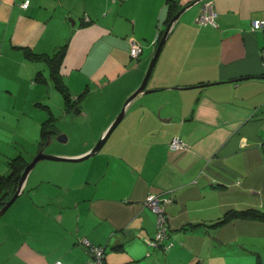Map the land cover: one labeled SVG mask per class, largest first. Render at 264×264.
<instances>
[{
    "label": "crops",
    "instance_id": "0c3cea01",
    "mask_svg": "<svg viewBox=\"0 0 264 264\" xmlns=\"http://www.w3.org/2000/svg\"><path fill=\"white\" fill-rule=\"evenodd\" d=\"M111 1L98 0L92 7L84 0L83 7L74 1L76 8L70 0L42 1L33 37L28 39L42 42L47 37L51 47L39 49L28 42L21 44L30 26L27 21L25 29L18 24L13 34L16 50L1 48L0 67L10 57L4 63L18 65L19 75L26 72L27 76L20 77L22 82L15 88L8 81L0 83V99L14 101L12 109L19 114L18 123L27 117L32 136L21 138L17 133L4 134L0 130V175L8 172L7 160L12 157L6 145H17L21 154L20 148L25 150L24 142L31 137L38 153L42 124L52 115L58 126L61 117L72 113L86 119L95 114L92 126L95 117L102 120L96 123L94 134L104 135L141 85L168 26L165 20L171 2ZM192 1L176 0L181 9ZM205 1L187 9L173 25L146 87L151 92H141L132 100L114 139L108 140L96 155L80 161L88 162L84 166L70 165L76 170L66 182L58 184L44 178L43 182H53L65 192L67 201L59 209H39L36 202L44 197L39 193L44 183L30 185L32 172L44 161L31 171L22 195L36 208L12 209L10 214L8 209L4 213L7 221L2 228L5 237L0 242V264H83L89 252L80 245L81 236L105 247L106 264H135L144 259L150 264L154 261L151 257L159 264H192L174 256L178 247L187 248L197 259L194 247L205 241L203 229H211L213 226L208 225L225 211H264V32L252 30L254 20L264 19V0H212L216 25L199 26L198 16ZM4 2L5 13L9 7V17L15 10L29 11L32 4L31 1L25 8L21 3ZM58 11L62 22L66 20L70 26L59 69L73 97L83 93L75 114V108L66 111L63 102L55 107L36 102L41 99L42 92L37 91L40 84L50 85L53 93L57 88L50 78L35 79L38 71L47 74L48 62L29 58L21 48L28 46L36 53L53 55L65 45H55L52 38L56 36L48 31L50 23L57 22ZM133 41L141 45L138 57L130 54ZM29 90L28 98L46 114L41 109H28L29 114H25L26 102L19 101L27 97ZM110 91L112 95H108ZM57 112L61 116L57 117ZM53 133L65 135L59 126ZM174 138L181 139L186 147L172 150ZM70 140L67 137L65 143L55 141L45 152L57 143L68 145ZM91 147L92 144L78 151L54 147L52 153L79 157ZM33 157L27 159L31 161ZM150 195L162 198L169 238L172 232L185 236L173 250L152 249L154 255H149L151 249L140 242L156 235V213L146 203ZM196 223L202 224L189 227ZM215 230L213 249L214 244L232 249L236 257L228 253L223 256L236 258V264H246L249 255L254 260L257 254L264 258V222L240 219ZM237 232L242 238L256 237L261 244H230L228 240ZM119 244L124 248L113 249ZM110 246L112 250L108 251ZM198 261L204 264L202 257L195 264Z\"/></svg>",
    "mask_w": 264,
    "mask_h": 264
},
{
    "label": "rangeland",
    "instance_id": "374dc122",
    "mask_svg": "<svg viewBox=\"0 0 264 264\" xmlns=\"http://www.w3.org/2000/svg\"><path fill=\"white\" fill-rule=\"evenodd\" d=\"M26 1H28L27 7L29 6L30 2L32 1L31 8L29 9V11H24V13H22L21 10H15L14 16L9 17V7H8V10L5 13L3 2L5 5H7V4L9 5L11 2H12L11 5H13V3H16V4L21 3V6L24 7L23 4ZM42 1H46V0H0V53H1V48H4L5 50H10V49L16 50L15 48H13V47H17V46H15L16 43H15L14 35H13L14 32L16 31V27L18 26V24H20L19 28L25 29V23L28 25L29 22H30V26L27 28V32H25L21 37V44H26V42H28L31 44V46L39 48V49L51 47V45H50L51 43L49 42V41H51V39H49V41H48L47 37L44 40H42V42L41 41L34 42L32 38L28 39V37L30 35L33 37V35H32L33 24H34V21L37 19V15H38L37 9H38V7H40V6H38V4L42 3ZM70 1H73L71 3L75 8L77 7V5L75 4L76 1L81 3L80 7H83L82 0H70ZM74 1H75V3H74ZM95 1L97 2L98 0H84V3L88 7H92L95 4ZM118 1H121V0H117V4L119 3ZM47 2L51 3V2H53V0H47ZM111 2H113V1H111ZM43 9H44V7H43ZM55 16L57 18V22L56 23L54 22V24L51 22L50 26L48 28V31L53 32L56 36V39H53L50 35L49 36L52 38V42H54L55 45L66 44L69 37H70V32H69L70 26H68L69 24L67 23L66 20H63V22H62V20L60 19L61 14L59 11ZM62 18L64 19L63 14H62ZM73 20H75V19L73 18ZM27 21H29V22H27ZM198 24H199V26L200 25H208V24L213 25L211 23H206V24L205 23H198ZM9 59H10V57H8L7 59H5V61L4 60L3 61L6 62ZM4 62L2 63V65L0 67V83H4V82L8 81L11 84H13L14 88L16 87V85L20 86V84L22 82V79L20 77L24 78L25 76H27V73L24 72L20 76L19 72H20L21 67H19L16 64H13V65L5 64ZM48 74H49V71H47V74L45 75L47 78H49ZM17 78H19V79L17 80ZM15 80H17V81H15ZM84 87H82V89ZM37 91L42 92V94H41V99L37 100L36 102L41 101L42 103H44L43 106L45 104L46 105L49 104V105H53L55 107V106H59L62 102H63V104L65 102L63 94L58 89L55 90L56 92H54V93H53V91L51 92L50 85H48V84H46V85L40 84V88ZM110 93L112 95V91H110L108 93V95H110ZM28 96H31L30 90L28 92L27 97L21 98V100L19 101V104L26 102V107H25L26 110L24 111L25 114H29L28 109L31 110V112H33V110L37 111V110L41 109L40 107H37L36 104H34L35 101L28 98ZM2 100L3 99H0V116H1V118H0V130H1V132L4 134L9 133V132L17 133V135L20 136L21 138H23L24 136H32L29 133V126H28V122H27L28 121L27 117L21 118L20 122L18 123L17 119H18L19 114L17 113L18 114V116H17L16 112H14L12 109L14 101L12 100L9 103L8 101H5V100L2 101ZM6 100H9V98ZM41 111L43 114H46L45 109H41ZM75 111H76V108L73 109L74 114L76 113ZM94 112L97 113V111H94ZM61 114H62L61 112H57V115H58L57 117L61 116ZM94 115H90L89 118H87V119H86V117H81L79 115L75 116V115H73V113L70 114L69 116H64L63 118L61 117L62 119L61 118L59 119L60 121L58 122V126L61 129L63 134H65L67 137H70L71 142H69V144L65 145V146H61V144L57 143V145L51 146L46 153L51 154V155L62 156L60 154L52 153V150H54V147H60V149L62 147H66V149H68V150L75 149L78 151V150L84 149L87 146H90L92 144L91 148H93L102 136V134L101 135H95L94 134V132H97L96 131L97 130L96 129V123L98 121L102 120V118L101 117H95V124L93 126H92V124H90V122L94 118ZM37 119H38V117H36V120ZM88 119H90V121H88ZM116 128L112 132V134L110 136L111 138L109 137V139H108L109 141H112L114 139V137H115L114 135H116L115 134ZM108 140L106 142L107 144L109 143ZM24 143H25L24 145L26 146V149L24 150L23 147L20 148L22 151L21 154H24L26 156V158H30L31 156H35L37 153H35L36 149H35V145L31 141V137L26 138ZM107 144H105V146ZM16 146L17 145H14V144H10L8 146L6 145L7 152L12 157L19 154V152L16 150ZM79 163L82 166H84L88 162H78V163L67 162V163H65V162H60V161H44V162L39 163L36 166V168L32 172L33 175L30 179V185H36L37 186L40 184V186H41L44 183V185L42 186V188L40 189V192H39V193H42L44 197H43V199L36 202L37 205H39V209H59V206L61 204H64V202L67 201V199H65V192L60 190L61 188L53 182H50V183L43 182L44 178L51 179L58 184H61V182H66L68 179H70L72 173L75 172V170H76L75 168H73V166H70V165H80ZM6 197H8V196H6ZM24 197H25V195H22L21 197H19V199H17L16 202L9 208V210H8L9 212H7V213L10 214L11 213L10 210H12V209L17 210V209H23V208H27V207H29L31 209L33 204L30 203V200L25 201ZM160 199H162V198H160ZM6 201H8V199ZM27 201H28V203H27ZM33 207H34L33 209L36 208L35 206H33ZM151 207L154 208L152 205H151ZM7 213L5 215L3 214L0 218V242L3 241V239L5 237L4 236L5 233L2 231V228H3V226L5 227V225H6L5 222L7 221V216H6ZM220 226H222V225H220ZM210 228L212 230L208 229V228H206V230H205V228L203 229L202 235H204V236H202V237H204L205 239L202 238V240H205L207 242L206 243H205V241H203L202 243L198 242L194 247L196 249V252H197V259H200L202 257L204 264H236V258L223 256L224 253H228V254L234 255V257H236L237 254L232 249H229V248L225 249L223 247H217L216 244H214V249H213V246L211 245V243H212L211 241L214 239L216 240V238L214 237L217 233L215 229L220 228V227H218V226L214 227L213 226ZM188 232H191V231H188ZM168 233H169V230H168ZM170 234H171V232H170ZM239 234L240 233H238V232L235 235L233 234V237H231L228 240V241H230V244H236V243H244L246 245H247V243H251L252 245L255 243L261 244V240H259L256 237L248 236L246 238H242L239 236ZM153 239H155V238H153ZM153 239H144L143 238L140 241L142 243V245H143V243H145V245H147L151 249L150 254L147 251V253L149 255H154L153 250H157V249H162V250H166V251L173 250L174 248L180 246L181 242H184L185 236H183L179 232H172V236L170 238H169V235H168V238L166 235V237L163 239V241L165 240L164 243H163V241L159 242L156 239H155V241H156L155 242ZM84 240H88L90 243H92V242L89 239H87V237H85V236L80 237V241H81L80 245L81 246L84 245L86 247V249H88V252H89V248L86 246V244H84L85 243ZM176 241H177V243H175ZM100 247L102 248L103 246L100 245ZM178 248H179V250L175 252V255H174L175 257H177V258L183 257L185 260L191 261V262H193L192 264H195V262L197 260V259H195L196 258L195 255L189 254V251L187 248H184V249H181L180 247H178ZM111 250H112V247L110 246L108 251H111ZM247 255H249V254H247ZM148 258H150V257H148ZM151 258H154V261L150 264H159L155 257H151ZM92 259H95V258L89 253V259L87 261H85L83 264H87ZM262 262H264V258L262 259ZM135 264H147V260L144 259L141 262H138ZM246 264H256V259L254 260L253 256L249 255V259L246 260Z\"/></svg>",
    "mask_w": 264,
    "mask_h": 264
},
{
    "label": "trees",
    "instance_id": "16d2710c",
    "mask_svg": "<svg viewBox=\"0 0 264 264\" xmlns=\"http://www.w3.org/2000/svg\"><path fill=\"white\" fill-rule=\"evenodd\" d=\"M171 3H169V8H168V14H167V19L165 20V24H169L170 20L174 17V15L181 9L178 5L176 0H169ZM260 31V30H257ZM23 52L27 54V56L33 60H44L48 62V68H49V78L54 82L56 88L63 94L64 99H65V110L69 111L72 108H75L76 106L78 107L79 101H80V96L77 95L73 97L72 92L70 91L69 87L67 84L64 82L61 72H60V65L63 61L67 44L59 47L53 55H48V54H40L34 52L31 48L28 46H22L21 47ZM41 72L38 71L36 73V80H41V81H46V76ZM46 106V105H45ZM47 107V106H46ZM56 120L57 118L54 117L53 115L46 119L43 124H42V129H41V140L38 142L39 147L43 145L46 137L48 136L49 131L56 132L58 129V126L56 125ZM30 161L23 155V154H18L14 157H10L7 160L8 163V172L6 174L0 175V199H10L14 192L17 189V185L19 183L21 174L23 169L28 165ZM8 196V197H6ZM146 203L148 204V201L146 200ZM156 213V212H155ZM164 213L166 215V223H167V213L164 210ZM157 217V214H156ZM240 219H252V220H257L264 222V211L259 210L257 208H248V209H228L225 211L223 214V217H220L217 221L212 223L211 225L208 226H214V227H221L220 225H224L228 222L240 220ZM202 223H196V224H191L189 227H197L201 225ZM188 227V228H189ZM191 227V228H193ZM169 228L167 224V229ZM157 230H158V225H157ZM156 230V233H157ZM169 230V229H168ZM169 235V234H168ZM89 248V253L94 257V250L96 248H101L100 245H95L90 243ZM124 248V245H114L113 249L121 250ZM103 249V257H102V264H106V249L105 247H102ZM93 250V251H92ZM96 259H92L91 261H95ZM196 264H201L200 261H198ZM256 264H263L262 262V257L257 254L256 257Z\"/></svg>",
    "mask_w": 264,
    "mask_h": 264
},
{
    "label": "water",
    "instance_id": "95a60500",
    "mask_svg": "<svg viewBox=\"0 0 264 264\" xmlns=\"http://www.w3.org/2000/svg\"><path fill=\"white\" fill-rule=\"evenodd\" d=\"M202 1L205 0H194L191 3L185 5L182 7V9H180L175 15L174 17L170 20L163 36L160 39V42L157 46V49L152 57V60L150 62L149 68L147 70V73L141 83V85L138 87V89H136V91L127 99V101L125 102L120 114L115 118V120L113 121V123L110 125V127L108 128V130L106 131V133L104 135L101 136V138L99 139V141L96 143V145L86 154L79 156V157H63V156H58V155H51V154H47L45 152V149L48 145H50L51 143L57 141V142H62L65 143L67 137L65 135L59 134L57 136L52 135L51 131L49 132V135L47 136V140L45 142V144L40 148V150L38 151V153L32 158V160L28 163V165L23 169L19 183L17 185V189L14 192V194L12 195V197L10 199H8V201H4V202H0V217L16 202V200L22 195L23 193V189H24V185L25 182L29 176V174L31 173V171L35 168V166L41 162V161H45V160H50V161H70V162H80L83 160H86L94 155H96L99 151H101V149L105 146L107 140L109 139V137L111 136L112 132L114 131V129L119 125V123L122 121V119L124 118L129 105L131 104L132 100L141 92L144 93H149L151 91L147 90V84L149 82L150 76L152 74V71L156 65V62L160 56V53L165 45V42L168 38L169 32L172 29L173 25L176 23V21L180 18V16L189 8L193 7L195 4H198ZM78 110V109H77ZM77 110L75 112H77Z\"/></svg>",
    "mask_w": 264,
    "mask_h": 264
},
{
    "label": "built area",
    "instance_id": "2783aa9c",
    "mask_svg": "<svg viewBox=\"0 0 264 264\" xmlns=\"http://www.w3.org/2000/svg\"><path fill=\"white\" fill-rule=\"evenodd\" d=\"M116 1V0H113ZM28 5V1H26L23 6L26 8ZM216 12L214 10V4L212 0L205 1L202 11L200 12L198 16V21L199 23H211L213 25H216ZM252 30L255 32L257 30L263 31L264 32V19H256L252 22ZM141 45L133 41L131 43L130 47V54L133 57H138L141 53ZM262 56L264 60V47L262 48ZM186 145L185 143L179 139V138H174L171 143H170V148L172 150H179L185 148ZM160 197H157L156 195H150L147 198L148 204L152 205L155 209L154 211L157 214V225H158V230L155 235V239L158 240L159 242H162L163 239L166 237L168 238V229H167V223H166V215L164 213V209L161 204ZM164 236V237H163ZM163 237V238H162ZM162 238V239H161ZM155 239H153L155 241ZM87 247H90V242L88 240H84ZM156 242V241H155ZM154 242V243H155ZM165 240L163 241V243ZM156 244V243H155ZM165 245V244H164ZM93 251V250H92ZM94 258L96 259L95 261H90L87 264H102V257H103V249L101 248H96L94 250ZM53 264H65L61 261H56Z\"/></svg>",
    "mask_w": 264,
    "mask_h": 264
},
{
    "label": "flooded vegetation",
    "instance_id": "af4514ba",
    "mask_svg": "<svg viewBox=\"0 0 264 264\" xmlns=\"http://www.w3.org/2000/svg\"><path fill=\"white\" fill-rule=\"evenodd\" d=\"M49 132H50V131H49ZM51 133H52V132H51ZM48 135H49V133H48ZM52 135H54V136H55V134H54V133H52ZM46 140H47V137H46V139H45V141H44L43 145L45 144ZM43 145H42V146H43ZM42 146H41V147H42ZM6 200H7V199H3V198H2V199H0V202H4V201H6ZM0 207H1V206H0Z\"/></svg>",
    "mask_w": 264,
    "mask_h": 264
}]
</instances>
